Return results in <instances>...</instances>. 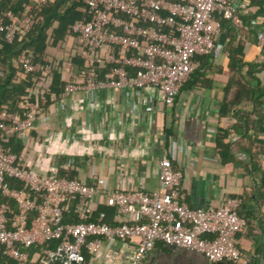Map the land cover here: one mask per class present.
I'll return each mask as SVG.
<instances>
[{"label": "crops", "instance_id": "0c3cea01", "mask_svg": "<svg viewBox=\"0 0 264 264\" xmlns=\"http://www.w3.org/2000/svg\"><path fill=\"white\" fill-rule=\"evenodd\" d=\"M230 1L240 27L228 21L221 25L216 50L196 57L198 68L172 104L152 87L64 96L63 87L78 75L82 60L72 58L71 35L63 49H48L61 72L53 78L47 109L26 138L10 137L5 148L41 175L67 176L87 185L103 179L86 209L81 210L78 197L71 198L67 209L74 219L86 216L112 226L131 224L132 219L109 207L106 194L140 189L163 193L158 163L167 158L183 175L189 207L217 208L226 198L240 200L237 211L246 222L236 235L237 246L248 264H264V0ZM241 4L246 8L240 9ZM233 51L246 64L240 75L229 69ZM238 77L241 84L250 82L256 102L242 90L238 96L233 83ZM138 243L136 238L104 240L98 254L84 256L93 264H129ZM142 264L212 263L195 252L157 243Z\"/></svg>", "mask_w": 264, "mask_h": 264}, {"label": "built area", "instance_id": "2783aa9c", "mask_svg": "<svg viewBox=\"0 0 264 264\" xmlns=\"http://www.w3.org/2000/svg\"><path fill=\"white\" fill-rule=\"evenodd\" d=\"M86 8L89 20L70 28L83 67L64 85V96L152 87L161 92L166 104H172L198 68L196 57L210 56L216 50L221 22L214 15L234 28L241 25L230 0H87ZM32 25L27 13L16 16L5 11L0 14V38L10 44L19 31L27 32ZM261 38L264 42V29ZM106 67L108 71L100 76L99 69ZM21 68L35 77L43 100L49 91L51 64L26 58ZM18 107L16 112L0 111V257L17 264H93L84 252L98 254L104 240L136 238L139 243L129 264H142L157 243L203 255L212 264H246L236 240L245 225L237 213L240 200L226 198L217 208L189 207L182 190L183 175L167 158L158 163L163 193L140 189L106 194V204L118 215L129 216L131 224L112 226L88 221L86 216L79 223L64 222L71 198L78 197L81 210L86 209L104 181L87 185L77 179L41 175L24 166L4 142L15 136L26 138L42 111L27 97ZM12 180L22 188L11 187L8 181ZM8 201L16 205L13 217H9ZM51 241L56 245L46 247ZM31 249L36 250L34 256Z\"/></svg>", "mask_w": 264, "mask_h": 264}, {"label": "trees", "instance_id": "16d2710c", "mask_svg": "<svg viewBox=\"0 0 264 264\" xmlns=\"http://www.w3.org/2000/svg\"><path fill=\"white\" fill-rule=\"evenodd\" d=\"M86 1L87 0H46L38 4L37 0H0V14L5 11H11L16 16L27 13L33 19L31 29L27 32L19 31L12 43L8 44L4 42L3 37L0 38V111L3 108L11 112L18 111L19 103L23 97H27L30 101L36 103L40 111H46L47 99L52 93L53 78L56 74L61 72L59 60L49 56L47 50L63 49L66 39L71 35V26L76 22L89 20V16L86 12ZM214 18L219 20L221 25L225 22V20L216 14ZM235 53L239 55L238 52L235 51L229 53V69L240 75L241 69L246 64H242L239 59L234 58ZM26 58L31 59L33 62L39 61L49 63L52 66V74L49 78V91L46 93L43 100L39 99L35 77L26 74L21 68V62ZM72 58L81 59L74 50ZM248 65L252 66L250 64ZM78 67H80V65ZM82 67L83 61L81 64V68ZM108 69L109 67L99 69L100 76H102L105 71H108ZM233 83H235L238 88V96L240 94L239 92L242 90L244 92V97L246 96L248 100L251 99L253 102H256V91L250 89L252 87L248 80H245V83L241 84L240 77H238ZM239 101L238 99L235 100L236 105ZM237 120H241L239 116ZM222 150H225V146L222 147ZM59 176L67 177L62 175ZM8 182L13 188H22L21 184L17 181L12 180ZM8 202L11 207L9 217H13L17 213L16 205L13 201ZM74 217L70 209H66L63 220L69 223L84 221L80 218L74 219ZM55 245L56 242L51 241L45 246L53 248ZM31 250L36 252V250ZM0 264L17 263L0 257ZM26 264L37 263L29 261ZM246 264H248V262H246Z\"/></svg>", "mask_w": 264, "mask_h": 264}]
</instances>
